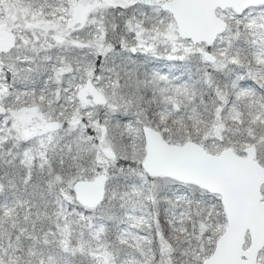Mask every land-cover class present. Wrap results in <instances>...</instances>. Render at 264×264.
Listing matches in <instances>:
<instances>
[{
	"label": "snow or ice",
	"instance_id": "snow-or-ice-1",
	"mask_svg": "<svg viewBox=\"0 0 264 264\" xmlns=\"http://www.w3.org/2000/svg\"><path fill=\"white\" fill-rule=\"evenodd\" d=\"M0 264H264V0H0Z\"/></svg>",
	"mask_w": 264,
	"mask_h": 264
}]
</instances>
